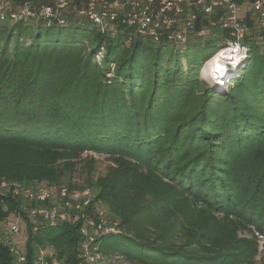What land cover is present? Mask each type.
I'll return each mask as SVG.
<instances>
[{
    "label": "trees",
    "instance_id": "trees-1",
    "mask_svg": "<svg viewBox=\"0 0 264 264\" xmlns=\"http://www.w3.org/2000/svg\"><path fill=\"white\" fill-rule=\"evenodd\" d=\"M102 39L87 19L51 27L0 21V181L60 186L68 174L61 158L107 155L114 166L89 187L119 222L108 257L236 264L240 257L209 240L182 204L199 199L264 235V48L252 45L235 80L215 89L201 77L219 49L214 41L180 49L109 40L100 67ZM19 209L17 198L0 195V223L12 212L25 218ZM27 231L26 264L35 244L77 264L78 225ZM0 258L14 264L1 244Z\"/></svg>",
    "mask_w": 264,
    "mask_h": 264
},
{
    "label": "built area",
    "instance_id": "built-area-1",
    "mask_svg": "<svg viewBox=\"0 0 264 264\" xmlns=\"http://www.w3.org/2000/svg\"><path fill=\"white\" fill-rule=\"evenodd\" d=\"M72 17L87 19L102 35L95 53V62L100 67L108 41L117 39L126 46L141 40L180 49L193 42L214 41L219 47L215 54L224 51L225 64L230 63L228 57L233 55L226 49L239 44L246 49L244 59L235 68L228 67L225 73L228 76L231 68L236 70L247 64L252 45L264 48V0H0L1 22L42 21L51 27L65 26ZM206 62L201 72L210 71ZM114 69L112 64V72ZM83 156L97 157L91 151ZM0 195H12L26 205L27 222H24L34 233L47 227L78 225L77 264H107L101 243L105 238L120 235L121 230L94 190L61 185L28 186L3 179ZM21 232L15 222L0 234V244L9 250L14 264L27 263L26 245V251L22 252L15 244ZM0 264H3L1 258ZM33 264L65 263L55 258L48 246L35 244Z\"/></svg>",
    "mask_w": 264,
    "mask_h": 264
},
{
    "label": "rangeland",
    "instance_id": "rangeland-1",
    "mask_svg": "<svg viewBox=\"0 0 264 264\" xmlns=\"http://www.w3.org/2000/svg\"><path fill=\"white\" fill-rule=\"evenodd\" d=\"M36 32H39L38 26L35 27ZM46 31L43 29V32ZM217 48H209L208 53H213ZM244 67H239L236 70L230 69L229 76L225 81L220 83H215L211 77L206 81L213 88H226L230 83L235 80L239 72ZM240 81L237 80L236 84L239 85ZM97 157H84L82 158H61L59 164L66 167L67 171V180L64 181L61 186H66L71 189H80L88 187L95 192L98 191L94 187L90 186V181L95 180L96 177L104 175L109 166H114L112 161L109 159V156L104 154H96ZM93 158V163L87 162L89 159ZM71 165H70V164ZM32 185L41 186L49 185L42 181H35ZM51 186V185H49ZM19 201V200H18ZM20 209L22 213L25 212L26 205L19 201ZM183 208L186 209L188 213V218L191 219L192 224H194L201 232H205L207 238L211 241H218L220 247L226 248V251L231 254H237L240 258L236 264H264V235L261 236L255 226L250 225L246 221L240 220L238 217L228 218L227 216H222L213 209H210L206 206L205 203L201 202L199 199H192L184 201L182 204ZM6 206V210H8ZM109 213V208L104 207ZM24 217L19 215L17 212L10 213V216L4 219L0 223V234H2L8 224L17 222L21 228V235L15 239L16 246H19V249L22 252H25V245L28 241V228L29 225L25 224ZM27 222V221H26ZM228 230L225 235L223 233ZM118 236H111L105 238L101 243V252L105 255L107 259V264H132L125 261L120 256H110L109 254L118 249ZM45 241V240H43ZM44 245V244H42ZM45 244L44 246H46ZM49 249H51L49 247Z\"/></svg>",
    "mask_w": 264,
    "mask_h": 264
},
{
    "label": "clouds",
    "instance_id": "clouds-1",
    "mask_svg": "<svg viewBox=\"0 0 264 264\" xmlns=\"http://www.w3.org/2000/svg\"><path fill=\"white\" fill-rule=\"evenodd\" d=\"M226 51L229 53H233V55H230L228 57L230 63L225 64L223 62L224 51L213 55L206 62V67L212 69V71L209 72L206 70H202L201 77L203 79L207 80L210 76L215 83H220V78L225 75L228 67L230 66L232 68H235L240 63V61L244 59V52H246V49L241 48L239 44H235L232 47L226 49Z\"/></svg>",
    "mask_w": 264,
    "mask_h": 264
},
{
    "label": "bare ground",
    "instance_id": "bare-ground-1",
    "mask_svg": "<svg viewBox=\"0 0 264 264\" xmlns=\"http://www.w3.org/2000/svg\"><path fill=\"white\" fill-rule=\"evenodd\" d=\"M212 71V69H210V71L209 72H211ZM221 78H224V80L227 78V75H224L223 77H221Z\"/></svg>",
    "mask_w": 264,
    "mask_h": 264
}]
</instances>
